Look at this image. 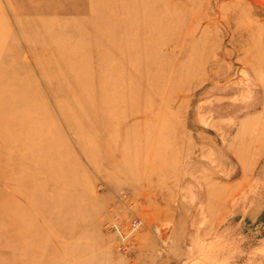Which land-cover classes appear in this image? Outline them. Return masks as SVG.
I'll return each mask as SVG.
<instances>
[{
	"label": "rangeland",
	"instance_id": "obj_1",
	"mask_svg": "<svg viewBox=\"0 0 264 264\" xmlns=\"http://www.w3.org/2000/svg\"><path fill=\"white\" fill-rule=\"evenodd\" d=\"M1 50L2 84L25 80L19 91L48 112L75 179L59 203L72 217L45 225L53 209L38 215L0 167V206L33 215L28 263L264 264V0H0ZM52 60L73 78L62 67L54 76ZM112 93H128L113 120L100 100ZM59 101L91 119L83 144ZM61 162L47 156L35 170L45 194L60 187ZM132 218L140 225L122 250L114 228ZM4 235L0 259L12 250Z\"/></svg>",
	"mask_w": 264,
	"mask_h": 264
},
{
	"label": "bare ground",
	"instance_id": "obj_2",
	"mask_svg": "<svg viewBox=\"0 0 264 264\" xmlns=\"http://www.w3.org/2000/svg\"><path fill=\"white\" fill-rule=\"evenodd\" d=\"M92 11L93 9L91 8V12ZM31 23L32 21L30 22V24ZM95 26L97 25L95 24ZM116 27H117L116 23H113V22L110 23V21L108 22V24L106 23V28H107L106 30L108 29L113 30ZM101 29L103 30L102 27ZM57 30H58L56 31L57 33H61L62 30L64 29L63 27L62 28L60 27ZM105 33L107 34V36L108 34L110 35L109 31H106ZM28 41L30 42V40ZM132 44L136 45V42L135 43L133 42ZM2 51L3 50H1L0 52ZM59 51H60L59 55L65 59L67 58L68 60L71 61L70 58L72 59L75 58L74 54L71 53L70 51L68 53L64 47H61ZM111 51H113V48L111 49ZM146 58L150 59L148 62H150L149 64H151L152 57H150L149 55V58L148 57ZM140 59L142 58L140 57L137 60L138 63H140L139 62ZM144 60L145 61H142V64L146 62V59ZM48 62L57 64V66L53 68V70H51V73L54 76L59 75L61 71V67H62L66 70V73H67L66 75L70 78L71 77L73 78V75L71 74L72 69L67 66L69 63L66 65L65 62L63 63L62 61L55 62L53 60L48 61ZM149 64L147 63L148 66ZM143 65L145 67V64ZM6 68L0 67V167H2L3 170H7L11 172L14 179L18 182V184H20L23 187L24 194L28 198L30 204L35 208L36 213L38 215L42 217L41 214L43 213L45 209H53L54 213L52 215L45 216L46 217L45 225H49V224L52 225L54 223L56 224L57 222L68 221V219L72 217L70 208L66 206L61 207L59 203L61 202L63 203L64 201H66V199L72 197V194H73L72 191H73V185H74L75 179L74 177L68 179L69 178V175L67 174L68 172L63 170L64 164H65L64 159H63L64 157L59 153V151L56 152V149L54 147V145L61 139V137L59 133H57V131L55 130L56 129L54 127L55 124L53 122H50V123L45 122V118L48 116V112L45 113L44 111H40L38 108H36L37 102L35 101L34 95L29 91H23V90L19 91L20 87H22L25 84L24 79H15V81L11 85L2 84L3 83L1 82L2 79H4L10 73L9 70H7ZM144 70L147 72L146 69H143V71ZM154 70H156V73H157V69H154ZM145 71H144V74H142V72L139 70V72L141 73L140 78H143V77L145 78V73H146ZM134 72H137V70L135 71L134 69ZM158 75H160V73ZM157 79H160V78H157ZM128 80L132 81L131 79H128ZM60 87L63 89V91H65V89L68 91L71 89H76V87H71L69 85L65 86L62 84H60ZM50 88H51L50 89L51 94L55 97L56 95L55 92H57L56 88H52V87ZM131 94L133 95V93ZM127 95L128 93H125V94L123 93L122 95L117 96L115 95V93H112V94H104L100 96V100L104 103V108L102 111L106 118L113 120V119H116L115 117H118L117 115L121 113V111H118V109L119 107L125 104ZM134 95H137V94H134ZM62 97H64V95ZM132 98L134 99V96L131 97V99ZM129 103L132 104L131 100ZM73 104L74 105L72 108H67L65 103L63 104L61 101H59L58 107L60 108L63 114V118L66 124L74 131L79 143L83 144L81 138L85 135L86 130L91 129L90 125L92 124V121L90 118L85 117V114H81L80 112L76 110L77 107L75 106L78 105L79 103H76L75 101ZM115 106H117V108H115ZM122 107H125V106H122ZM130 107L133 108V106H130ZM89 109H92L91 105L89 106ZM134 109H135V106H134ZM126 111H127V108H126ZM78 115L80 117L79 118L80 120H76ZM106 118L105 120H107ZM11 139L15 140V143H16L13 146L10 144ZM130 142L132 141H130L129 139L127 146H129ZM125 150L129 152L128 147L125 148ZM52 155H56L62 161L60 163L62 168L59 166L57 169V173H56V175L58 176L57 180L60 184V187L58 189H55V191H53V193H56L55 195H52V194L50 195L49 193L45 194L44 186H43L45 182L41 178L38 179L37 178L38 172H35V170L38 168L42 169L44 167L45 158L47 156H52ZM60 189H63V190L60 191ZM0 225H2L0 227V235L5 234L7 236V239H6L7 244L9 245V247L10 246L12 247V250L9 256H7V258H4L5 257L4 256L3 257L4 259L1 258L0 262L10 261V262H17L21 264H31V263H28L27 259H28V254L32 250V247L30 246L32 244L33 231H36V229L33 227V215L30 214L29 212H26L25 209H22L17 206H14L12 208L0 206ZM5 244L6 243H4V241L2 242V240H0V248L5 247Z\"/></svg>",
	"mask_w": 264,
	"mask_h": 264
},
{
	"label": "built area",
	"instance_id": "obj_3",
	"mask_svg": "<svg viewBox=\"0 0 264 264\" xmlns=\"http://www.w3.org/2000/svg\"><path fill=\"white\" fill-rule=\"evenodd\" d=\"M140 225V221L137 218H132L125 229H122L118 226H115L114 230H116L119 239V248L122 250H126L130 244V238L133 232L138 229Z\"/></svg>",
	"mask_w": 264,
	"mask_h": 264
}]
</instances>
